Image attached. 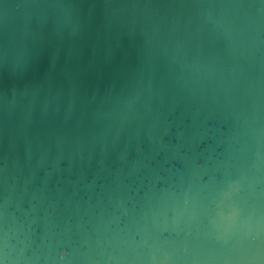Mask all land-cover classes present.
I'll return each mask as SVG.
<instances>
[{"label": "water", "instance_id": "1", "mask_svg": "<svg viewBox=\"0 0 264 264\" xmlns=\"http://www.w3.org/2000/svg\"><path fill=\"white\" fill-rule=\"evenodd\" d=\"M0 264H264V0H0Z\"/></svg>", "mask_w": 264, "mask_h": 264}]
</instances>
